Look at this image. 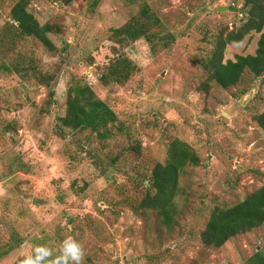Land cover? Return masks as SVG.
Here are the masks:
<instances>
[{"label":"rangeland","instance_id":"374dc122","mask_svg":"<svg viewBox=\"0 0 264 264\" xmlns=\"http://www.w3.org/2000/svg\"><path fill=\"white\" fill-rule=\"evenodd\" d=\"M17 1L0 0V67H22L0 74V264H22L41 245L53 250L51 264L69 237L83 249L81 264H246L263 251L264 225L220 249L202 241L216 208L264 188V76L246 73L225 89L202 67L216 38L245 22V0H82L77 13L58 0H29L41 25L63 27L50 36L53 51L33 38L11 44ZM145 5L161 20L153 32L176 38L169 48L145 39L120 47L113 38ZM229 6L244 13L220 12ZM260 36L229 46L226 61L255 55ZM117 55L136 70L124 84H105ZM49 76L50 86L39 84ZM78 82L118 116L105 140L58 130ZM175 140L201 163L182 172L168 227L140 203Z\"/></svg>","mask_w":264,"mask_h":264},{"label":"trees","instance_id":"16d2710c","mask_svg":"<svg viewBox=\"0 0 264 264\" xmlns=\"http://www.w3.org/2000/svg\"><path fill=\"white\" fill-rule=\"evenodd\" d=\"M58 1L66 10L75 13L81 12L84 8L82 0ZM29 8V0H18L13 6L10 21L13 23L15 33L11 44L14 45L17 39L33 38L49 50H55L56 46L50 36L62 34L63 27L59 24L41 25ZM245 13L246 20L243 25L219 35L211 55L203 61V69L210 74L209 83L216 82L222 88L228 89L237 86L246 73L255 78L264 76V0H245ZM160 25L161 20L145 5L139 18H133L122 28L113 31V38L120 47H127L140 39H145L153 49H157L158 45L166 49L176 41V38L173 35L163 36L153 32L152 29L159 28ZM252 33L261 35L256 54L237 56L235 60L226 61L227 48L242 43ZM21 68L19 64L11 69L4 63L0 67V74L3 70H13L20 74ZM135 70L136 66L132 61L124 55H117L109 63L107 74L101 79L105 84H124L130 80ZM54 78L42 77L39 84L50 86ZM66 104V115L59 119L61 124L59 132H63L64 129L90 130L105 140L111 135L109 126L118 122L117 114L96 95L89 84L81 82L72 84L67 93ZM257 122L264 130V113L257 117ZM200 163L199 155L189 144L181 140L173 141L169 145L167 162L158 163L152 172L150 189L141 201L140 208L157 212L164 224L172 227L181 174L186 167H197ZM263 225L264 188H261L232 207L216 208L202 232V241L209 247L220 249L231 239L250 233ZM15 248L9 247L5 254ZM246 264H264V250L254 254Z\"/></svg>","mask_w":264,"mask_h":264},{"label":"clouds","instance_id":"9594fccd","mask_svg":"<svg viewBox=\"0 0 264 264\" xmlns=\"http://www.w3.org/2000/svg\"><path fill=\"white\" fill-rule=\"evenodd\" d=\"M53 250L45 245L37 246L33 254L27 255L22 264H48ZM83 249L73 238L69 237L63 242L61 254L51 264H81Z\"/></svg>","mask_w":264,"mask_h":264},{"label":"water","instance_id":"95a60500","mask_svg":"<svg viewBox=\"0 0 264 264\" xmlns=\"http://www.w3.org/2000/svg\"><path fill=\"white\" fill-rule=\"evenodd\" d=\"M219 10H220V12H227V11H229L231 13H238V12H240L242 14L244 13V10H239V9L233 7V6L224 7V8H221Z\"/></svg>","mask_w":264,"mask_h":264}]
</instances>
